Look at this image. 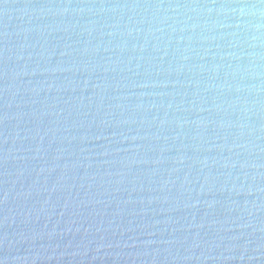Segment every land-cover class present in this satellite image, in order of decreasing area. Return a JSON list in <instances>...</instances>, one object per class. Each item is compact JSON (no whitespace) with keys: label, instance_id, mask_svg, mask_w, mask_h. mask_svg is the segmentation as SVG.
<instances>
[{"label":"water","instance_id":"obj_1","mask_svg":"<svg viewBox=\"0 0 264 264\" xmlns=\"http://www.w3.org/2000/svg\"><path fill=\"white\" fill-rule=\"evenodd\" d=\"M0 264H264V0H0Z\"/></svg>","mask_w":264,"mask_h":264}]
</instances>
